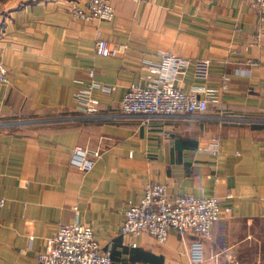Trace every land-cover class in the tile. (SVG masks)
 I'll use <instances>...</instances> for the list:
<instances>
[{
	"label": "crops",
	"instance_id": "0c3cea01",
	"mask_svg": "<svg viewBox=\"0 0 264 264\" xmlns=\"http://www.w3.org/2000/svg\"><path fill=\"white\" fill-rule=\"evenodd\" d=\"M73 1L0 0V264H38L48 239L75 223L93 228L112 264H193L192 234L171 231L164 244L120 235L125 209L153 182L174 198L221 199L200 264H264V15L249 0H111V21L84 22ZM99 39L125 49L100 56ZM161 53L209 61L207 79L191 66L174 82L210 94L204 117L121 114L131 85L159 79L147 64ZM92 83L116 88L92 91L95 115L76 99Z\"/></svg>",
	"mask_w": 264,
	"mask_h": 264
},
{
	"label": "built area",
	"instance_id": "2783aa9c",
	"mask_svg": "<svg viewBox=\"0 0 264 264\" xmlns=\"http://www.w3.org/2000/svg\"><path fill=\"white\" fill-rule=\"evenodd\" d=\"M138 2L140 0H130ZM250 5L264 15V0H249ZM71 15L84 22L111 21L115 17V8L111 0H77L69 7ZM125 46H112L104 39L96 43V52L100 56H117ZM5 46L0 33V85L9 84V74L4 63ZM193 67L198 78L207 79L209 61L192 62L173 54L161 53L160 64H147L151 76L159 79L153 84H133L129 87L121 102V114L126 117H142L148 120L157 117L200 116L209 111V96L205 90L185 93L175 85V79ZM94 77V72L90 71ZM101 88L112 93L115 87H101L92 83L85 92L77 94L80 109L95 115L99 101L92 91ZM220 140H214L217 147ZM216 154V151L213 152ZM96 158L101 154L94 153ZM75 156L81 158V169L90 171L93 162L86 159V151L75 149ZM5 198L0 197V214L6 206ZM225 210L220 198L192 195L172 197L166 185L153 182L145 188L143 197L136 204H130L124 211L120 235L138 237L147 233L157 242L164 244L171 231L185 238L192 234L195 239L191 244V262L200 264L204 260V240L212 235L215 223L222 218ZM227 214L232 212L226 208ZM38 264H112L111 251L104 248L95 238V232L89 225L75 223L60 226L55 235L48 239L43 251L37 254Z\"/></svg>",
	"mask_w": 264,
	"mask_h": 264
},
{
	"label": "rangeland",
	"instance_id": "374dc122",
	"mask_svg": "<svg viewBox=\"0 0 264 264\" xmlns=\"http://www.w3.org/2000/svg\"><path fill=\"white\" fill-rule=\"evenodd\" d=\"M4 63H5V62H4ZM98 111H99V105H98ZM98 111H97V112H98ZM41 121H42V120H40V121L37 120V121L34 123V125H38V126H39L40 124H42V123H40ZM42 122H43V121H42Z\"/></svg>",
	"mask_w": 264,
	"mask_h": 264
}]
</instances>
